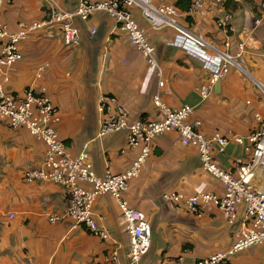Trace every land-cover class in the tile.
Here are the masks:
<instances>
[{
    "label": "crops",
    "instance_id": "crops-1",
    "mask_svg": "<svg viewBox=\"0 0 264 264\" xmlns=\"http://www.w3.org/2000/svg\"><path fill=\"white\" fill-rule=\"evenodd\" d=\"M153 1L155 5H174L177 0ZM201 1V7L194 11L178 10L177 23L221 52L234 55L237 43L244 45L243 71L231 68L212 86L205 101L198 89L207 82L208 73L195 58L168 45L176 34L174 29L151 28L137 10L133 15L155 47L163 87L157 85L155 68L146 64L115 22L103 12H96L86 22L76 21L80 35L77 47L63 45L58 25L51 28L52 33L45 29L32 34L20 45L22 60L11 69L10 88L17 93L27 87L35 92L43 89L58 109L56 131L68 152L76 156L86 144L99 177L125 171L138 152L126 146L123 130L97 137L106 119V113L98 111L102 95L115 99L112 113L123 109L134 121L159 119L152 102L158 93L171 109L183 105L192 108V118L202 122L204 134L220 132L228 138H245L256 128L253 114L264 117V97L257 86L264 87V15L256 1L222 0L235 29L228 39V49L214 23L219 4L215 0ZM56 3L64 9L74 6V0ZM46 12L40 0H23L5 7L1 18L14 29L17 21H38ZM152 145L140 176L130 181L124 195L130 207L147 216L151 226V247L140 264H161L178 256L193 261L227 250L240 228L243 209H238L237 220L230 226L212 203L193 214L181 204L163 201L165 192L187 197L200 193L221 196L223 186L201 168L195 149L181 145L176 133L157 137ZM244 147L230 143L214 160L219 167L231 169L236 159L249 157ZM43 153L44 146L27 131L0 124V264H102L113 248L118 249L125 264L128 239L112 197L101 196L93 205L110 237L102 242L84 227L74 228L63 218L67 201L61 186L24 180L26 169L38 167ZM254 185L264 190V171H256ZM51 216L59 217L58 221L49 222ZM227 264H264V244L235 254Z\"/></svg>",
    "mask_w": 264,
    "mask_h": 264
},
{
    "label": "built area",
    "instance_id": "built-area-1",
    "mask_svg": "<svg viewBox=\"0 0 264 264\" xmlns=\"http://www.w3.org/2000/svg\"><path fill=\"white\" fill-rule=\"evenodd\" d=\"M23 0H0V124L12 129H23L44 146L43 159L38 167H28L24 180L53 183L64 189L67 201L63 218L72 227H84L100 241L110 239L107 230L94 213L93 205L101 196H110L118 204L124 232L128 239V259L125 264H140L151 247V226L147 216L129 206L124 198L130 181L140 176L142 168L153 150L155 138L174 132L178 142L195 149L201 168L223 186V194L200 193L191 197L179 192H165L162 199L170 205H183L191 213L198 214L206 204L212 203L222 212L228 225L233 226L241 207L244 215L233 243L223 252L187 261L178 256L161 264H227L229 259L249 247L264 244V190L254 185L256 171H264V117L253 114L256 128L245 138L226 137L220 132L206 135L202 132V122L192 118L193 109L183 105L169 108L157 93L152 102L158 111L157 120H134L123 109L112 113L115 99L102 95L98 111L106 113L100 125L98 138L118 130L126 132V146L137 149V154L129 167L117 174L107 172L103 177L96 175L89 159L87 145L81 146L79 153L72 156L63 140L58 136L56 126L60 120L58 109L45 95L44 90L35 92L27 87L21 93L10 88L11 69L22 60L20 45L32 34L58 25L65 47H77L80 43L76 21L86 22L96 12H103L112 19L123 32L130 45L139 51L146 64L155 68L158 87H163L162 69L155 59V47L147 32L133 15L139 11L144 21L154 29L170 27L175 30L168 43L195 58L208 73V80L198 89L202 101L209 98L212 86L229 73L231 68L243 71L241 55L243 43H237V52L231 55L221 52L203 39L194 36L176 21L178 10L171 4L155 5L153 0H74L72 9L60 7L56 0H40L47 10L38 21L19 20L14 29L1 18L5 7H11ZM264 15V0H253ZM219 11L214 20L216 28L224 35L223 46L230 48L229 37L235 33L232 16L223 10L222 0H215ZM201 0H192L189 12L200 8ZM94 34V31H91ZM258 86L264 97V87ZM230 143L244 146L249 157L236 159L231 169H223L214 160L216 154H223ZM13 216L10 214L9 218ZM59 217H49V222H57ZM102 264H123L118 249H110Z\"/></svg>",
    "mask_w": 264,
    "mask_h": 264
},
{
    "label": "trees",
    "instance_id": "trees-1",
    "mask_svg": "<svg viewBox=\"0 0 264 264\" xmlns=\"http://www.w3.org/2000/svg\"><path fill=\"white\" fill-rule=\"evenodd\" d=\"M225 5H227V2L225 3ZM192 6V0H177L174 3V7L182 12H187L189 11V9ZM186 20H189L188 18H186ZM153 151V150H152Z\"/></svg>",
    "mask_w": 264,
    "mask_h": 264
},
{
    "label": "rangeland",
    "instance_id": "rangeland-1",
    "mask_svg": "<svg viewBox=\"0 0 264 264\" xmlns=\"http://www.w3.org/2000/svg\"><path fill=\"white\" fill-rule=\"evenodd\" d=\"M54 28V27H53ZM48 29H50L49 31H50V33H52L53 32V29H51V28H48ZM44 31V30H43ZM41 32V31H40ZM56 185V184H55ZM156 237H158V236H156ZM152 242V241H151Z\"/></svg>",
    "mask_w": 264,
    "mask_h": 264
}]
</instances>
